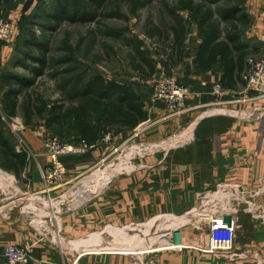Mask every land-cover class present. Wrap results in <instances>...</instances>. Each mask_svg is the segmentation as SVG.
<instances>
[{
	"label": "crops",
	"instance_id": "0c3cea01",
	"mask_svg": "<svg viewBox=\"0 0 264 264\" xmlns=\"http://www.w3.org/2000/svg\"><path fill=\"white\" fill-rule=\"evenodd\" d=\"M238 1L247 17L237 24L241 35L247 40L250 51L254 50V55H261L259 58L264 59V0ZM38 2L0 0V22H10L20 32L22 19L35 11ZM197 23L190 33L188 29L182 55L172 49V61L159 63L155 74L156 78L162 74L174 76L187 87L193 93L188 101L192 111L160 121L144 129L139 136V142L151 148H165L166 154L157 158L154 166L146 167L151 170L148 173L138 175L135 180L118 179L99 197L62 216L60 224L64 229V241H67L63 249L37 233L19 213L15 212L11 219H6L0 209V255L7 245L17 244L31 251L32 259L27 264H140L143 253H115L105 248L95 251L88 241L98 233L102 237L107 233L106 229H125L133 222L145 221L158 214L180 216L198 205L199 193L213 191L221 183L238 184L252 190L261 188L264 179V97L236 103V113L249 110L260 116L256 119L226 112L214 114L218 112L216 110L211 111L213 113L197 111L199 106L207 107L218 101L213 95L216 83H221L226 90L223 101L240 95L255 96V93L245 91L246 72L231 70L229 77L226 76L220 57L205 68L200 64L203 38ZM14 49L16 42H0V71L11 65ZM154 82V79L132 78L119 83L133 88L147 113L148 119L141 124L159 120L167 114L163 103L152 101ZM133 131L127 128L120 135L129 136ZM7 135L16 151L13 135L9 131ZM26 138L38 154L43 152L42 142L36 135L29 132ZM98 146L85 155L63 157L61 161L67 167V176L78 179L90 171L103 152V147ZM40 157L48 164L45 155ZM3 161L0 155V163ZM36 178L40 180L38 175L33 180ZM258 203L264 206V191L258 197ZM239 219L234 249L241 259L234 264H264V221L246 214L240 215ZM190 237L194 239L195 236ZM104 239L101 238L102 244L107 246L109 237ZM79 241H86L85 246ZM75 242H79L80 248L74 250L69 244ZM187 254L186 259L174 256L171 264H230L217 261L211 255L199 258ZM1 260V264L6 261L3 257Z\"/></svg>",
	"mask_w": 264,
	"mask_h": 264
},
{
	"label": "rangeland",
	"instance_id": "374dc122",
	"mask_svg": "<svg viewBox=\"0 0 264 264\" xmlns=\"http://www.w3.org/2000/svg\"><path fill=\"white\" fill-rule=\"evenodd\" d=\"M187 1L188 0H111L103 11H101L98 19L92 23L75 24L66 21L58 27H53L52 25H49V22L44 20V17L31 21L26 28L28 30L25 29V31H28V37L33 38L38 42L49 43L53 49L51 51V57L58 62L53 68L46 71L43 78L38 80L40 81L39 84L41 86L40 92L50 100H59L62 95L60 87L64 81L73 80L77 82L78 79L86 81L97 75L102 76L106 81L116 82L118 84L132 78L149 81L154 79L155 82L152 94L153 101L155 83L159 78L171 77L177 81L176 77L167 74L159 75L157 78L155 77L159 63L166 62L169 64L172 61L171 45L173 44V40L171 27L174 25L175 17L180 16L188 21V29L190 28L189 33L192 31L193 25L198 24V16L187 10V8H183L186 6ZM52 3L53 2L51 1H47V6H52ZM194 5H196L195 2ZM208 8L210 11L207 12V9H202V13L210 14L214 17V22L219 23L218 18L221 14L220 9H213V6ZM47 11L48 9H42L39 16L45 14ZM220 29L224 30L222 24H220ZM16 30L17 36L11 41L5 42L10 44L16 42V49H14V56L10 63L11 65L6 68V70H1L0 74L3 72H11L20 76L31 77V72L27 70V67L37 69L39 65L26 58L28 53L34 52V50L28 52L23 47V39L27 37V33L22 32L21 28L20 32L17 27ZM134 43H141V50L145 52L147 58L153 61L155 67L154 74L150 71L151 69L148 65L141 60H137L136 63L142 66L144 73L142 74L133 68V53L135 52H133V46L131 44ZM33 54L35 55L36 53ZM259 56L261 55L252 54L248 58L249 62L245 70L246 73L249 69L250 61L261 60ZM177 83L181 85L178 81ZM125 85L134 92L130 85ZM189 92L193 94L190 90ZM1 97L2 96H0V109ZM190 98L191 95L186 101L182 113L179 115H183L186 111H192L188 106ZM139 104H141L140 101ZM235 106L236 104L216 105V103H213L207 105V107L199 106L197 111H203L205 113L217 110L218 112L214 114H218L219 112L233 113L235 112ZM0 113L3 114L2 111H0ZM18 113L19 114L15 117L4 116L6 133L7 131L10 132L8 126L9 124L10 126L12 125L11 118H18L26 127V131L23 132V134L27 143L32 151L39 156L45 155L44 141L48 137H58L61 141L67 144H74L82 140L77 134H75L76 132H74L70 125L65 126L61 130L56 126L49 129L47 127V115L43 118L35 115L32 123L28 124L22 107ZM168 115L169 111L167 110V114L162 116L159 120L143 123L139 125L137 129H134L132 135L122 136L120 134L127 129L125 125L116 120H101V113H93V116H95L94 121L96 125H98L100 132L99 141L96 144L103 147V152L100 159L94 164L95 166H93L91 170L85 173L81 178L74 179L75 177L67 176L63 181L59 182V184L52 187V198L61 202L62 200H60V198L63 199L65 203L63 209L67 210L65 214L73 212L76 208L84 205L90 199L99 197L102 191L114 183V181L116 182L118 179L123 178L135 180V178H138V175H144V173L151 171L150 169H146V167L154 166L156 159L166 154L164 150L165 148L148 147L147 144L139 142V136L144 129L153 127L160 121H167L170 120L171 117L179 116L175 115L168 117ZM165 116L168 118L165 119ZM135 130L139 132L138 136L135 135L137 132H135ZM29 132L30 134L32 133L36 135L42 142L44 148L41 154H38L28 142L26 133ZM110 134L114 137L112 141H110L109 144H101V141ZM41 159V157L36 159L30 158V161H26L28 164H26L25 169L18 175V177L14 172L7 171L0 167V170L7 176L14 177L13 180L5 179L3 183L0 182V199L5 197L6 194L21 195L23 193H29L31 195H37L46 190L40 176L38 165L45 166L46 164L43 163ZM109 174L110 178L106 181L105 176H108ZM37 175L40 177V180L36 178L34 181L33 179L37 177ZM34 183L37 184L35 185ZM81 188L84 193L83 200L81 199L80 202L75 203L76 201L74 199L75 197H73V193L76 189L78 190ZM97 192H101L99 196H92ZM29 202H26V204H29ZM185 213L180 216L174 213L158 214L154 217L146 218L145 221L134 223H148L150 220L159 216H174L180 218L185 215ZM65 214L62 216L64 217ZM244 214L246 213L242 212L239 214L238 221L240 220V215ZM246 215L252 217L251 214ZM60 220L62 222L61 217ZM163 220L164 219L161 218L160 221L155 224V227L161 224L160 230L162 232L165 230V227H171L165 225V223H171L170 219H167L166 221ZM155 221L157 220H153L146 224V229H143L145 235L148 234ZM60 223L59 231L60 237L63 239V246L55 242L53 244L58 247L60 246L63 249L64 245H67V241H64V229H62ZM105 231L107 233L101 238L104 237V240H108L106 238L107 236L109 237L107 246L102 244L106 250H113L115 253L126 254L136 252L143 253L144 256L142 260L139 261L140 264H171L174 256L186 259V255H188L187 252L189 255L195 257L199 256V258L200 256L211 255V257L215 258L217 261L219 260L234 264L229 260L220 258L217 254H203L190 249H182L179 251L169 250L170 246L163 247L164 245H159V240H157L156 244L150 245L146 240L138 237V231L115 228L114 230L113 228H109ZM162 232H159L160 236H162L161 234H168V231ZM181 232H183L181 233L183 236H195L197 234L189 227L183 228ZM153 233L154 230L151 231L150 237L148 238L152 237V241H155L157 237H153ZM48 238L52 241L50 236H48ZM161 240H163V238H161ZM69 246L74 250L76 249L74 243L69 244ZM93 250L100 251L102 248L100 249L94 246Z\"/></svg>",
	"mask_w": 264,
	"mask_h": 264
},
{
	"label": "trees",
	"instance_id": "16d2710c",
	"mask_svg": "<svg viewBox=\"0 0 264 264\" xmlns=\"http://www.w3.org/2000/svg\"><path fill=\"white\" fill-rule=\"evenodd\" d=\"M51 1L52 6H47ZM111 0H39L35 11L22 19L20 28L25 31L31 21L45 18L49 25L58 27L66 21L75 24H88L98 19L99 14ZM238 0H188L186 6L190 12L198 16L200 34L203 38L199 60L205 68L221 58L225 68L226 76L237 70L245 73L248 66V57L253 54L250 46L241 35L238 23L245 20L246 15L240 7ZM194 2L196 5H194ZM46 5V6H44ZM219 8L220 16L218 22L208 13H202V9L208 7ZM50 8V9H49ZM42 9L48 11L39 16ZM220 24L224 30L220 29ZM28 30V29H26ZM173 40L172 49L182 55L185 40L188 35V21L183 17H175L174 25L171 27ZM23 47L29 52L26 58L38 64L37 69L27 67L31 77L16 75L11 72L0 74V155L3 162L0 167L14 172L17 177L26 167L27 157L16 153L14 146L5 130L4 116L15 117L21 107L25 112L26 122L32 123L33 117L43 118L47 115V127L51 129L56 126L64 128L70 125L80 139L89 144L99 141V127L94 121V114L101 113V120H116L128 129H136L142 122L146 121L147 113L139 104L136 94L124 84L106 81L100 75L91 77L86 81L78 79L77 82L64 81L61 85V97L59 100H50L40 92L39 79L45 76L48 69L53 68L57 61L51 57L52 48L47 42H38L33 38L25 37ZM133 46V68L144 73V69L137 60L145 62L154 74L155 67L151 59L146 57L141 50V43L131 44ZM33 53H36L35 55ZM22 100V101H21ZM100 112V113H99Z\"/></svg>",
	"mask_w": 264,
	"mask_h": 264
},
{
	"label": "built area",
	"instance_id": "2783aa9c",
	"mask_svg": "<svg viewBox=\"0 0 264 264\" xmlns=\"http://www.w3.org/2000/svg\"><path fill=\"white\" fill-rule=\"evenodd\" d=\"M16 36V26L10 22H0V42L11 41ZM244 81L247 89L245 91L255 93L253 98L240 95L229 101H223L222 98L225 96L226 90L221 83H216L213 88V95L218 98L216 105L246 103L253 99L263 98L264 59L250 61L249 69L244 75ZM154 90L153 101L165 104L169 111L168 117L181 114L186 101L190 95H193L186 87L179 85L171 77L159 78L155 83ZM232 114L234 116L243 115L248 119L260 117L249 110L244 113L233 112ZM168 117L165 116L164 118L167 119ZM11 121L12 125L10 126L9 124L8 128L15 139L16 151L19 154L26 155L27 161H30V158H40L39 155L32 151L24 137L23 132L26 131L24 123L18 118H11ZM138 133L137 131L135 135L138 136ZM113 138V135L110 134L101 141V144H109ZM97 146L98 144H89L85 140L67 144L58 137H48L44 141V149L45 157L49 164L45 166L38 164L40 176L46 190L37 195L29 193L21 195L6 194L5 197L0 199L1 214L6 219H11L15 212L19 213L42 237L50 236L53 242L63 246L59 223L61 222L60 217L67 210L63 209L65 203L62 198H60L62 202L57 201L51 195L52 187L63 181L68 174L67 167H65L61 159L66 156L88 154L95 150ZM217 186L213 191L199 193L197 196L198 205L186 212L182 217L159 216L150 220L148 223L153 220L157 221H155L147 235L144 234L143 229H146L145 226L148 223L133 222L125 229L138 231V237L146 240L150 245L156 244L157 240H159L160 243L158 244L164 245L163 247L170 246L169 250L190 249L203 254H217L220 258L235 263L241 259L240 254L235 252L234 249L239 214L244 212L251 214L253 219L264 221V206L258 203V197L264 191V179L261 181V188L258 190L230 183H221ZM100 193L97 192L92 196H99ZM73 195L75 203L80 202L81 199L83 200L84 193L82 188L76 189ZM26 202H29V204H26ZM161 218L165 221L167 219L171 220V223H165L166 226L171 227H165L163 231H168V234H161L162 236L159 233L162 232L160 230L161 224L155 227V224ZM227 218L231 219L230 222L227 221ZM187 227L197 233L194 239L181 234L183 233L181 232L182 229ZM152 229L154 230L153 237H157L155 241H152V237L148 238L151 231H153ZM2 257L6 260L4 264H27L32 259L31 251L17 244H10L5 247L3 255H0V264Z\"/></svg>",
	"mask_w": 264,
	"mask_h": 264
},
{
	"label": "bare ground",
	"instance_id": "6f19581e",
	"mask_svg": "<svg viewBox=\"0 0 264 264\" xmlns=\"http://www.w3.org/2000/svg\"><path fill=\"white\" fill-rule=\"evenodd\" d=\"M217 111V110H216ZM172 144V143H171ZM167 146V145H166ZM169 146V145H168ZM170 147V146H169ZM106 177V181L110 178V174L108 175V176H105ZM5 179H8V180H13V177H9V176H7L4 172H2L1 170H0V182L1 183H3L4 182V180ZM105 181V182H106ZM122 231V230H121ZM123 232V231H122ZM90 239H91V237H90ZM89 240V239H88ZM80 243H81V241H79ZM79 242L78 243H74V246L75 247H79L80 248V244H79ZM85 242L86 241H82V243H84V244H82V246H85ZM90 244H92V245H94V246H96L97 248H102V249H104L105 247L102 245V241H101V235L98 233L97 235H93V237H92V240H90V241H88ZM88 245L89 244H86V246L88 247ZM91 246V245H90Z\"/></svg>",
	"mask_w": 264,
	"mask_h": 264
},
{
	"label": "water",
	"instance_id": "95a60500",
	"mask_svg": "<svg viewBox=\"0 0 264 264\" xmlns=\"http://www.w3.org/2000/svg\"><path fill=\"white\" fill-rule=\"evenodd\" d=\"M230 220H231L230 218H227V221H228V222H230Z\"/></svg>",
	"mask_w": 264,
	"mask_h": 264
}]
</instances>
